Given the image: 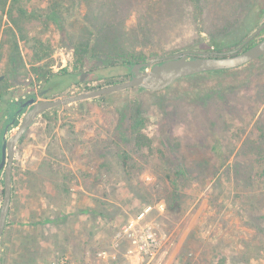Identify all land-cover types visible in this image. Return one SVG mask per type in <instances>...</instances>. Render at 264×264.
<instances>
[{
	"label": "rangeland",
	"instance_id": "obj_1",
	"mask_svg": "<svg viewBox=\"0 0 264 264\" xmlns=\"http://www.w3.org/2000/svg\"><path fill=\"white\" fill-rule=\"evenodd\" d=\"M263 22L264 0H6L0 93L56 99L96 89L129 79L138 59L234 48ZM263 38L264 30L254 42ZM86 72L94 79L80 80ZM209 72L38 116L16 148L0 264H50L62 254L142 264L116 240L142 212L162 238L149 264H264V198L236 183L248 173L237 164L251 169L252 141L264 132V58ZM134 109L149 137L139 148L121 126ZM3 181L4 171L0 209Z\"/></svg>",
	"mask_w": 264,
	"mask_h": 264
},
{
	"label": "water",
	"instance_id": "obj_2",
	"mask_svg": "<svg viewBox=\"0 0 264 264\" xmlns=\"http://www.w3.org/2000/svg\"><path fill=\"white\" fill-rule=\"evenodd\" d=\"M264 29V22L248 35L238 46L228 50H184L177 53L159 56L149 61L130 64L131 77L129 79L79 92L70 96L56 99H39L33 96L22 102L18 115L28 108L16 132L2 143L0 152V173L4 171V199L0 209V239L6 229L11 211L14 192V163L16 148L20 139L29 130L36 118L50 109L72 104L108 94L124 91L131 88H144L148 91H161L168 88L182 77L195 75L202 72L222 71L241 67L252 60L264 55V38L244 49ZM89 76L94 79L95 72L81 74L80 80ZM48 89L41 92L42 95ZM14 117L7 126L16 125Z\"/></svg>",
	"mask_w": 264,
	"mask_h": 264
},
{
	"label": "trees",
	"instance_id": "obj_3",
	"mask_svg": "<svg viewBox=\"0 0 264 264\" xmlns=\"http://www.w3.org/2000/svg\"><path fill=\"white\" fill-rule=\"evenodd\" d=\"M5 2L6 0H0V4H3ZM254 41L255 40L253 39L251 42H249L245 46L244 49H247L248 47L255 44ZM137 62H142V59H138L130 63H137ZM229 70L210 71L208 74H215V73H220V72L229 71ZM53 87H55V85ZM137 89L142 90V91L145 90L144 88H140V87H137ZM33 96L34 94L33 95L30 94L28 98H31ZM0 100H2L0 104V149H1L7 126L11 123L10 121H12L14 117L16 118L18 117V109L21 106V103L26 100L19 99L14 96L7 97L6 94H3V93H0ZM133 112H134L133 115H130L129 118H127L129 116L128 114L124 113L122 115L121 117L122 125L121 126L124 129H127V130L130 129L133 131L135 136H133L132 139L135 145L138 146L139 148V147H142V145L147 144V142L149 141V137L147 136L146 133L142 131L143 128L142 129L138 128L141 125H143L142 123H144V121L142 120L143 117H142V113L140 109H134ZM252 143H253L252 149L249 151H251V154L254 155V158H253V162L250 164L251 166L248 165L251 167V169L237 164L236 167L239 171L246 170V172L248 173L246 176L242 178V181L239 180V181H236V183L238 186H244L246 189L258 190L259 192H261L262 197L264 198V132L262 134L259 133L258 137L255 140H253ZM214 151L217 153L216 147H214ZM125 157H127V155ZM0 160H1V153H0ZM182 171L183 170H180V173ZM239 173L242 175L241 172ZM13 176H14V173H13ZM0 177H1V173H0ZM176 183L174 182V184ZM174 198L179 199V197L176 198V196ZM259 255L264 256V251H261Z\"/></svg>",
	"mask_w": 264,
	"mask_h": 264
},
{
	"label": "built area",
	"instance_id": "obj_4",
	"mask_svg": "<svg viewBox=\"0 0 264 264\" xmlns=\"http://www.w3.org/2000/svg\"><path fill=\"white\" fill-rule=\"evenodd\" d=\"M145 213L129 220L117 231L116 240L118 246L127 242L128 256L135 258L142 264H149L158 256L161 247V233L155 226L148 225L144 221ZM100 256L106 257L107 252L101 251ZM50 264H86L84 261H77L68 254H62Z\"/></svg>",
	"mask_w": 264,
	"mask_h": 264
},
{
	"label": "flooded vegetation",
	"instance_id": "obj_5",
	"mask_svg": "<svg viewBox=\"0 0 264 264\" xmlns=\"http://www.w3.org/2000/svg\"><path fill=\"white\" fill-rule=\"evenodd\" d=\"M260 41V40H259ZM257 43V42H256ZM264 58V55H262L260 58H257V59H255V60H252V61H250V62H248V63H246V64H249V63H252V62H255V61H260L261 59H263ZM151 60V59H150ZM149 61V60H148ZM130 64H135V63H130ZM130 64H128V66H130ZM243 65H245V64H243ZM242 65V66H243ZM132 75V74H131ZM21 105H22V103H21ZM20 108H21V106L19 107V109L18 110H20ZM25 111V110H24ZM1 153V152H0Z\"/></svg>",
	"mask_w": 264,
	"mask_h": 264
}]
</instances>
